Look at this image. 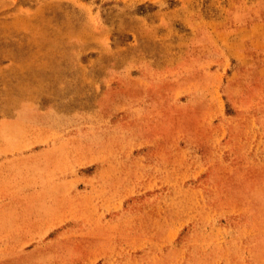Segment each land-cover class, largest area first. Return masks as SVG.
<instances>
[{
    "label": "rangeland",
    "instance_id": "374dc122",
    "mask_svg": "<svg viewBox=\"0 0 264 264\" xmlns=\"http://www.w3.org/2000/svg\"><path fill=\"white\" fill-rule=\"evenodd\" d=\"M0 264H264V0H0Z\"/></svg>",
    "mask_w": 264,
    "mask_h": 264
}]
</instances>
